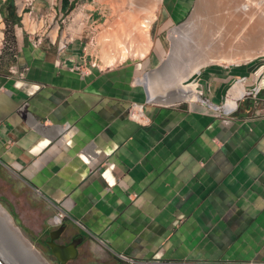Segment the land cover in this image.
Returning a JSON list of instances; mask_svg holds the SVG:
<instances>
[{"label": "crops", "instance_id": "crops-1", "mask_svg": "<svg viewBox=\"0 0 264 264\" xmlns=\"http://www.w3.org/2000/svg\"><path fill=\"white\" fill-rule=\"evenodd\" d=\"M161 1L170 23L191 2ZM53 2L34 0L32 17L0 0V32L11 28L0 59L3 203L22 192L63 211L65 226L50 221L38 235L62 227L102 264H131L118 253L157 264H264V57L202 67L201 105L154 104L140 62L96 67L82 42L34 44ZM101 3L112 4L60 1L51 38L63 9ZM238 82L245 92L225 109ZM133 102L143 105L138 120L128 117Z\"/></svg>", "mask_w": 264, "mask_h": 264}, {"label": "bare ground", "instance_id": "bare-ground-1", "mask_svg": "<svg viewBox=\"0 0 264 264\" xmlns=\"http://www.w3.org/2000/svg\"><path fill=\"white\" fill-rule=\"evenodd\" d=\"M109 1L118 8L119 19L110 29L104 31V34L102 33L103 37L102 34L99 36V41L103 44L100 53L102 62L111 65L129 56H144L149 52L152 44L149 29L157 16L156 8L161 0ZM126 6L129 8L128 11ZM201 6L205 9L208 7L209 14L199 12ZM216 6L217 12H215ZM29 14L27 15L31 18ZM193 15L202 32L191 31L193 21L181 26L182 28L178 26L170 30L173 53L184 49L192 59L191 66L187 67V72L182 76L181 88L171 95L158 92L152 77L150 78L147 74L145 79L148 78L149 102L170 103L177 99L201 101L200 89L198 90L196 83H184V79L188 76L197 73L202 66L210 63L240 64L264 54V0H198V6ZM180 31H184L182 35H179ZM1 37L3 35L0 32V43ZM182 38H184V44L180 42ZM187 59L185 57L184 61ZM169 65L171 71L167 74L161 73L165 80L167 79L166 81L174 80L179 68L175 59ZM244 92L243 82L235 84L231 88L230 96L224 102L225 109H233L236 106V98H240ZM32 246L13 225L10 215L0 205V259L2 262L4 264H48Z\"/></svg>", "mask_w": 264, "mask_h": 264}, {"label": "rangeland", "instance_id": "rangeland-1", "mask_svg": "<svg viewBox=\"0 0 264 264\" xmlns=\"http://www.w3.org/2000/svg\"><path fill=\"white\" fill-rule=\"evenodd\" d=\"M31 1L33 3L34 0ZM56 1L58 4L62 0H56ZM18 2L19 0H16V7L20 11V6ZM197 6H198V0H191L190 8L186 12L184 18L180 22L170 23L171 21L165 15L164 7L162 6V1L158 3L156 8L157 18L153 20L154 22H152L151 27L149 29V34H150V39L152 40V44L146 57L137 58V56L134 57L129 56L123 59V60H131L133 62H140L143 65L142 71L145 72L146 74L148 73L150 74V78L152 77L153 79L152 81L155 82L156 85L155 88L156 91L158 92H162L169 95H171V93L173 92H176L178 88H181L180 86L183 79L182 76L184 75L185 72H187L186 70L188 69L187 67L191 66V61H192L191 56H188L187 52H185L184 49L182 51L180 50L176 51L175 54L173 53L172 41L170 38V30L178 26L179 28H182L184 25H186V23L193 21L194 23L193 22L191 23L192 25L191 31L193 32L200 30L202 32L200 25L195 22L196 18H194L193 15ZM87 7H84L81 4L76 8L69 6L67 10L63 9L64 20L63 22L57 20L58 21L57 34L63 35L65 33L63 35V37L65 36V38H63V42L68 41L69 39L70 40L72 39L73 43H77V44L79 42H82V45L85 46V49L82 50V54L86 56L87 60L89 59V62L91 64L95 63L94 66L98 67L99 65L105 68L112 67L114 65L103 66L105 63L104 64L102 63L101 54H100L102 44L99 42L97 37L101 36L100 34L102 33L104 34V31L110 29L112 27V24L119 19V10L110 3H101V5L100 4L96 5L94 8L89 7L91 9H88ZM126 8H127L126 11H128L129 10L128 6H126ZM207 8L205 9L204 6H201L199 7V12H203V13L207 12V14H209L208 12H210V10ZM29 11H32L30 6L24 7L23 12H29ZM215 12H217V6L215 7ZM48 19L49 21L52 20V23L48 27V22H47V25L45 24L44 27L41 28L42 29L41 32H43L44 29L47 28L45 32L41 34L43 39H48L49 34L51 36L54 26H56V24H54L56 20L55 18L52 19V16H48ZM39 25H41V23H39ZM18 26L21 27V24H19ZM1 31H3L2 33L4 39L0 44V59L1 58L5 59L4 54L6 51H9L6 50L7 45L9 43L6 44L5 39L7 42H9L8 37L11 36L10 25L6 23L5 27L2 28ZM180 32L179 35H182L184 31H182L181 34ZM47 33H48V37H47ZM66 34H68V36ZM181 41L182 44H184V38H182L180 42ZM56 42H58V38L56 39ZM185 57L186 59L187 58L188 59L184 61ZM257 57L258 58L264 57V54H260L255 58ZM174 59H175V63L178 64L179 67L176 71L177 75L174 80L170 79L171 81H166L167 79L165 80V77L162 76L161 73L167 74L169 71H171L169 64L172 61H174ZM156 62H158L157 65H155ZM0 63L1 65H4L2 60L0 61ZM211 65H234V64L210 63L202 67H207ZM196 75L197 73H193L192 75L188 76L186 79H184V83L185 84H188L190 82L196 83ZM146 90H148L147 87ZM200 98L201 100H205V98L202 95H200ZM153 102L154 104L160 103V105L166 104L158 101H153ZM207 102L206 104L208 105L209 102L208 103ZM171 103L181 104L185 106H190V104H192L193 106V104L196 103L201 105L202 102L200 101L191 102L188 100L177 99L174 100L173 102H170V104ZM2 197L5 198L8 201V203L6 202L3 203L2 198H0V205L4 208L7 214L10 215L13 225L20 230L21 234L24 235V237L33 245L32 247L35 248V250L39 253V255L48 264H58L54 259V257L51 256L49 252L44 247H42L37 240V234L40 232L41 228H45L48 225V222L51 221V217L54 211L47 209L43 205V203L39 202L35 198L29 197V199L27 200L28 198L27 195L22 194V192L21 193L17 192L13 194L7 193L5 194V196ZM4 248L7 249L6 246H4ZM80 254L82 256L87 255L89 257L85 256V258L82 259L80 255L78 259L68 264H91L88 261H95V259H97L94 256L92 258L90 256L91 254L84 251V248L82 247L80 250Z\"/></svg>", "mask_w": 264, "mask_h": 264}, {"label": "built area", "instance_id": "built-area-1", "mask_svg": "<svg viewBox=\"0 0 264 264\" xmlns=\"http://www.w3.org/2000/svg\"><path fill=\"white\" fill-rule=\"evenodd\" d=\"M31 5H32V1L31 0L30 1L29 0H23V6L20 8V13H23V15H25L26 12H23L24 11V7H26V6H30L31 7ZM57 5H58L57 1L55 3L53 2L50 5L49 9H48L49 10L48 12L52 16V19H54V17H56V14L58 13L57 12ZM27 13H31V15L33 14L32 11H29ZM47 15H48L47 12L45 14H41V19L45 18ZM57 16H58V14H57ZM32 17H33V15H32ZM43 20H45V19H43ZM63 20H64V17L60 18V21L63 22ZM51 23H52V21L48 24V27L50 26ZM30 32L35 34V31H33V32L30 31ZM57 32H58V26H57V29H56L55 38L52 39L50 34H49V37H48V33H47V37L52 42H55L56 39H57V36H58V42H57L58 43L57 44L58 50H63L65 48L66 43L68 41L67 42H63V35L64 34L63 35H61V34L58 35ZM3 39L4 38L2 37L1 43H2ZM41 42H42V35H37L35 37L34 44L37 45V44H39ZM94 64L95 63H93V66H94ZM142 106L143 105L139 104V103H135V102L131 103L130 108L128 109V117H130L131 119L138 120L143 115ZM64 128H66L64 131H67L69 126H66ZM63 214H64V212L61 211V210H59L55 214H53L52 221H53L54 225H58V224L61 223L62 219L64 218ZM117 257L120 258L121 260L127 261V262H129L131 264H157L159 262L157 259H136V258H133V257H129V256L123 254V253H118Z\"/></svg>", "mask_w": 264, "mask_h": 264}, {"label": "water", "instance_id": "water-1", "mask_svg": "<svg viewBox=\"0 0 264 264\" xmlns=\"http://www.w3.org/2000/svg\"><path fill=\"white\" fill-rule=\"evenodd\" d=\"M144 86L145 84H143V87ZM146 93H147V98H148L147 90H146ZM62 231H63L62 227H59L58 229H56L55 232L58 234L55 236L52 235L53 232H51L50 240L47 241V244L49 245L50 251L56 257V259L60 263H65L67 260L74 259L76 257L78 253L77 245L79 244V241H76L73 239L69 244H66V245L56 243L55 241H53L55 238H57V236H59V234ZM0 264H4L1 259H0Z\"/></svg>", "mask_w": 264, "mask_h": 264}, {"label": "flooded vegetation", "instance_id": "flooded-vegetation-1", "mask_svg": "<svg viewBox=\"0 0 264 264\" xmlns=\"http://www.w3.org/2000/svg\"><path fill=\"white\" fill-rule=\"evenodd\" d=\"M60 225L65 226L63 222H62ZM58 226H59V225H58ZM58 226H57V227H58ZM57 227H56V228H57ZM56 228H53V229L49 230V231L46 232L45 234H41V235H38V234H37V240H38V242L40 243V245H41L42 247H44V248L49 252V254H50L51 256L54 257V259L56 260V262H57L58 264H68V263H72L73 261H75L76 259H78V257L81 255L80 252H79V249H78V247L80 246V244L77 245L78 253H77V255H76V257H75L74 259L67 260L65 263H60V262L56 259V257L51 253V251H50V247H49V245L47 244V241L50 240V234H51V232H53L52 235H54V236L58 234V233L55 232ZM53 241H55L56 243H60V244H64V245H66V244H69V243L72 241V237L69 236V237L65 238V232H61V233L59 234V236H57V238H55ZM81 257H82V259L84 258V256H82V255H81ZM90 263H91V264H102V261L96 259L95 261H90Z\"/></svg>", "mask_w": 264, "mask_h": 264}, {"label": "clouds", "instance_id": "clouds-1", "mask_svg": "<svg viewBox=\"0 0 264 264\" xmlns=\"http://www.w3.org/2000/svg\"><path fill=\"white\" fill-rule=\"evenodd\" d=\"M64 34H65V33H64ZM67 35H68V34H67ZM57 38H58V36H57ZM200 95H201V93H200ZM205 104H206V102H205ZM217 106H219V105H217ZM208 107H209V106H208ZM54 214H55V213H54ZM52 216H53V214H52ZM62 221H63V219H62ZM62 221H61V223H62ZM51 222H52L51 224H53L52 217H51ZM61 223H60V224H61ZM60 224H58V225H60ZM58 225H54V224H53V226H58Z\"/></svg>", "mask_w": 264, "mask_h": 264}]
</instances>
